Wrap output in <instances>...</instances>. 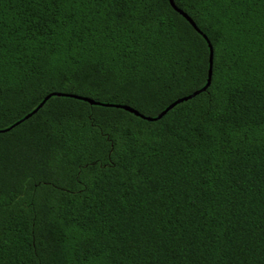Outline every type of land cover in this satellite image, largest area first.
Masks as SVG:
<instances>
[{
	"label": "trees",
	"instance_id": "trees-1",
	"mask_svg": "<svg viewBox=\"0 0 264 264\" xmlns=\"http://www.w3.org/2000/svg\"><path fill=\"white\" fill-rule=\"evenodd\" d=\"M172 1L0 0V264H264V0Z\"/></svg>",
	"mask_w": 264,
	"mask_h": 264
},
{
	"label": "water",
	"instance_id": "water-1",
	"mask_svg": "<svg viewBox=\"0 0 264 264\" xmlns=\"http://www.w3.org/2000/svg\"><path fill=\"white\" fill-rule=\"evenodd\" d=\"M171 4L173 5V7L175 8V10L177 12H179L184 18L187 19V21L195 28V30L200 33L202 36H204L205 39H207V37L197 28L196 24L193 22V20L187 16L184 12H182L181 10L177 9L173 3L172 0H170ZM210 48H211V45H210ZM212 61H211V57H210V70H209V79H208V83L207 85L202 89V90H199L198 92H195L194 94L190 95V96H187V97H184L182 99H179L177 101H175L173 104H171L164 112H162L158 117L156 118H150V117H145L141 114H139L137 111L129 108V107H126V106H115V105H107V104H101V103H97V102H94L90 99H87V98H83V97H78V96H74V95H67V94H61V93H55V94H51L49 95L50 98L53 97V96H58V97H71V98H75V99H79V100H82V101H85V102H89L90 104L92 105H100V106H105V107H118V108H122V109H125L139 117H141L142 119L144 120H147V121H156V120H159L161 118H163L170 110H172L174 107H176L177 105L183 103V102H186L190 99H192L193 97H195L196 95L204 92L207 90V88L210 86L211 84V79H212ZM49 96H47L45 98V100L43 101V105L50 99ZM174 105V106H173ZM42 107L39 108V110L41 109ZM37 109V108H36ZM38 110V111H39ZM38 111H33L31 114H29L28 116H26L22 121H20L18 124L16 125H19L21 124L22 122L26 121L27 119L31 118L34 114H36ZM166 113V114H165ZM4 132V131H3Z\"/></svg>",
	"mask_w": 264,
	"mask_h": 264
},
{
	"label": "snow or ice",
	"instance_id": "snow-or-ice-1",
	"mask_svg": "<svg viewBox=\"0 0 264 264\" xmlns=\"http://www.w3.org/2000/svg\"><path fill=\"white\" fill-rule=\"evenodd\" d=\"M39 2L44 4L45 6H47L49 3V0H39ZM51 3L58 5L60 3V0H51ZM48 22L49 21L42 16L40 22H38V24H37V27L38 28H44L47 26ZM207 42L209 45H212L211 40H208ZM210 57H211V61H212V67H215L216 50H215L214 45H212L210 48ZM49 98H50V96H49ZM40 107H43V101L37 106V109H35L34 111H38ZM21 115H23V114H21Z\"/></svg>",
	"mask_w": 264,
	"mask_h": 264
}]
</instances>
